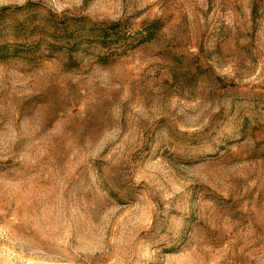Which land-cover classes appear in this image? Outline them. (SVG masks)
Instances as JSON below:
<instances>
[{
	"label": "rangeland",
	"instance_id": "1",
	"mask_svg": "<svg viewBox=\"0 0 264 264\" xmlns=\"http://www.w3.org/2000/svg\"><path fill=\"white\" fill-rule=\"evenodd\" d=\"M0 264H264V0H0Z\"/></svg>",
	"mask_w": 264,
	"mask_h": 264
}]
</instances>
